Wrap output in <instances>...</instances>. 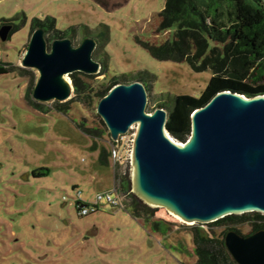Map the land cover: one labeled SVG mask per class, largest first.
Returning <instances> with one entry per match:
<instances>
[{"label": "rangeland", "instance_id": "rangeland-1", "mask_svg": "<svg viewBox=\"0 0 264 264\" xmlns=\"http://www.w3.org/2000/svg\"><path fill=\"white\" fill-rule=\"evenodd\" d=\"M164 8L165 0H0V29L21 26L10 40L0 39V62L13 67L0 74V264L196 262L189 227L198 224H186L165 208L150 205L156 219L174 225L166 236L150 230L125 208L104 202L98 212L79 215L78 200L93 204L99 193L114 189V165L104 167L98 162L101 149L110 150L114 141L107 134L99 140L92 138L78 128L84 123L87 129H104L97 115L98 101L89 106L74 102L67 114L54 110L58 103L54 101L45 104L51 109L46 114L37 112L25 98L29 85L38 81V73L25 69L28 76H24L19 70L34 32L32 20L51 16L58 30L78 27L73 37H66L73 46L86 38L96 41L93 58L107 73L100 72L92 80L82 77L93 88L109 86L120 76L128 83L140 80L150 88L148 112L168 102L170 96L199 97L212 76L210 71L197 73L187 63L157 60L143 46L171 39L173 29L159 32L158 15ZM46 38L50 47L55 39ZM69 80L73 85L71 76ZM71 97H75L74 90ZM137 132L138 125L132 126L126 151ZM95 142L98 149L92 150ZM120 163L134 193L133 154L125 152ZM46 171L45 176H34ZM200 228L217 237L227 229ZM236 229L249 235L253 226L248 222Z\"/></svg>", "mask_w": 264, "mask_h": 264}, {"label": "water", "instance_id": "water-1", "mask_svg": "<svg viewBox=\"0 0 264 264\" xmlns=\"http://www.w3.org/2000/svg\"><path fill=\"white\" fill-rule=\"evenodd\" d=\"M10 26L0 39H9ZM97 43L68 38L48 46L43 29L33 32L21 67L38 73L32 96L42 104L71 100L74 73L97 75ZM148 93L140 82L118 84L99 100L97 115L112 141L138 125L133 152V192L148 205L165 208L190 225L210 224L233 215H264V94L248 98L229 90L214 96L191 116V135L177 142L166 130L168 112H148ZM237 264H264V231L225 236Z\"/></svg>", "mask_w": 264, "mask_h": 264}, {"label": "trees", "instance_id": "trees-1", "mask_svg": "<svg viewBox=\"0 0 264 264\" xmlns=\"http://www.w3.org/2000/svg\"><path fill=\"white\" fill-rule=\"evenodd\" d=\"M158 17L159 32L172 29L174 32L171 39L161 45L143 43L149 53L160 61L187 63L197 73H212L199 97L176 95L170 96L166 103L157 104V108L168 112L165 127L177 142L185 143L188 140L191 135L192 114L208 104L218 93L229 90L248 98L264 94V0H165V8ZM26 21L27 18L24 17L23 25ZM20 28L19 25H13L10 36ZM37 29H43L53 39L73 37L78 31V27H72L68 31L58 30L57 21L51 16L44 20L33 19L31 30ZM12 69L10 64L0 62V74H7ZM19 70L22 75H27L28 71L25 69ZM101 73H107L103 65ZM82 77L92 80L95 75L79 72L72 74L75 97L65 103L58 102L54 110L67 114L74 102L89 106L94 101L99 102L114 86L128 84L126 77L120 76L115 77L109 86L93 88ZM132 82L142 83L137 79L129 83ZM33 88L32 82L25 98L26 103L31 109L46 114L51 109L33 99ZM145 88L149 92L150 88ZM101 124L104 129H87L84 123L78 124V128L99 140L104 134L110 136L102 120ZM112 145L116 144L112 142ZM97 149L95 142L92 150ZM110 158V150L102 148L99 165L109 167L112 163ZM121 166V163L114 165V187L122 198L129 199L128 202L123 199V208L134 219L143 221L153 232L166 236L174 225L156 219V210L131 192V179L120 171ZM47 172L35 173L34 176H45ZM248 222L253 226L249 235L264 231V215L260 213L233 215L214 223L189 227L193 235L194 255L197 258L194 264H237L226 248L225 236L229 231L242 235L236 227ZM201 225H208L212 229H227L217 237L204 232Z\"/></svg>", "mask_w": 264, "mask_h": 264}, {"label": "built area", "instance_id": "built-area-1", "mask_svg": "<svg viewBox=\"0 0 264 264\" xmlns=\"http://www.w3.org/2000/svg\"><path fill=\"white\" fill-rule=\"evenodd\" d=\"M128 133L125 136L121 137L118 141H114L116 145L111 146V149H110L111 158L110 159L113 165L121 162L125 152L126 153L129 152L131 154H133L134 152V142L132 146L130 147V150L126 151V146H127L126 140H127ZM81 202L83 201L78 200L77 204H78L79 215L83 217L99 211L103 202L111 205L112 207H124L123 198L120 196V194L118 193L115 187L111 192L99 193L97 195L96 202L93 204H88L85 202H83L85 204H81Z\"/></svg>", "mask_w": 264, "mask_h": 264}, {"label": "bare ground", "instance_id": "bare-ground-1", "mask_svg": "<svg viewBox=\"0 0 264 264\" xmlns=\"http://www.w3.org/2000/svg\"><path fill=\"white\" fill-rule=\"evenodd\" d=\"M176 219H179L180 221H182L177 215L171 213Z\"/></svg>", "mask_w": 264, "mask_h": 264}]
</instances>
